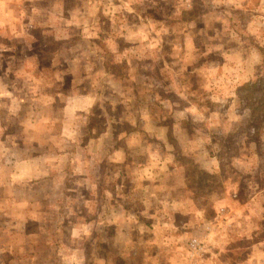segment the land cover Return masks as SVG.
Listing matches in <instances>:
<instances>
[{"label": "rangeland", "instance_id": "obj_1", "mask_svg": "<svg viewBox=\"0 0 264 264\" xmlns=\"http://www.w3.org/2000/svg\"><path fill=\"white\" fill-rule=\"evenodd\" d=\"M256 8L244 13L225 0H0V118L10 116L0 135V244L16 248L21 222L43 207L18 205L23 178L28 193L34 174L54 171V222L100 223L102 254L117 264L109 242L117 206L139 202L120 195L150 191L141 178L161 177L172 164L202 211L181 263L264 264V0ZM71 88L88 94L70 97ZM103 129L104 155L92 146ZM129 129L131 140L119 144L152 148L125 152L137 170L111 161L115 131ZM23 161L31 171L21 170ZM126 174L137 182L121 181ZM154 203L155 213L136 220L161 225L166 214ZM10 245L0 246L2 263ZM75 252L60 264H81Z\"/></svg>", "mask_w": 264, "mask_h": 264}, {"label": "crops", "instance_id": "obj_2", "mask_svg": "<svg viewBox=\"0 0 264 264\" xmlns=\"http://www.w3.org/2000/svg\"><path fill=\"white\" fill-rule=\"evenodd\" d=\"M225 1L228 5L240 6L244 13H250L251 10H255V13H257L256 6L258 0L253 3L249 2L250 0H243V2L239 1L236 3L234 0ZM87 94L88 93L83 94V92L76 94L71 93L70 97H82ZM41 97L40 94L35 93V96H33L32 99L33 103L37 102L40 107H42V104L39 103L38 100L41 99ZM57 97L58 95H56L53 100H56ZM51 104L52 103L49 105ZM22 116L23 115H19L18 117L22 119ZM25 117L23 119H25ZM9 118L10 116L3 119L0 118V135L3 130L1 125L2 121H7ZM149 121L153 124L155 120L151 117L149 118ZM18 124L21 125V123ZM19 128L21 129V126H19ZM129 130L130 132L128 134L127 132L117 133V131H115V142L110 146V148H112L110 153L112 158L111 161L113 163L112 165L115 167L122 164L123 167L135 166V170H137L141 168L140 162L137 163L133 162L131 159H127L125 152L131 150L151 151L152 148L142 144H134L133 142H126L124 145L119 144L117 140L124 139V136L127 138H125V141L131 140L133 132L132 129ZM23 133L24 132L21 131L20 135H23ZM37 134L40 135L38 132ZM105 137L106 133L105 129H103L101 137L97 139V145H92L93 147H96L98 151L101 147L103 155L106 146L105 144L100 143V141ZM22 139L24 140V138ZM25 144L26 142L24 145ZM35 147L42 150L41 144H36ZM55 147L56 145L52 144L48 149L45 148L44 150L52 152L56 149ZM89 147H91L90 144H87L85 149ZM19 163L21 164V170L26 169V171H31L30 166L27 167L26 161H23V164L21 162ZM165 169L167 171H164V174H161V177H159V174L158 176L155 175L154 178V176L150 174L141 178L145 182H148L146 184L150 185V191L147 188L144 192L141 191L140 188L138 190L128 189L127 193L120 195L124 201H133V198L137 197L139 198V202H132L135 204L134 206L132 204H129L128 207L122 205V209H119L117 206L118 216L114 219L115 223H113L115 227V237H112V239L109 240L112 245L117 246V255H113V257H116L117 259V264H182L181 261L184 259L186 253L187 238L189 235L191 236V234H196V230H191V227L200 223L202 211L196 210L192 202L187 199V191H185V186L181 181V177L174 174V166L169 164ZM134 175L135 174H126L120 176V180L127 179L132 181ZM33 179L32 184L34 190L31 192H26L27 179L23 178L22 183L24 184L18 185V205L20 207H25V203H39L43 205L44 208H33L30 221L27 223L26 220L21 222L24 226V230L19 233L21 238L18 240L16 248L12 246V243H10L11 245L9 243L0 244V246L10 245V247H8L10 251L8 252L11 255L8 256L9 258L7 262L2 263L0 261V264H14L16 259H18L20 263L23 262V260H37L35 261L36 264H60V258L67 256L69 252L72 253V250L75 249L76 258L77 260L81 259V264H112L109 262L111 260V258L108 257L109 254H102L105 252L104 245L106 239L100 234V223L97 222L91 225L81 219L79 222L60 226L54 222L56 214L55 208L57 207V204L56 201H53L55 199L52 200V189L53 184L57 179L56 173L53 171L48 176L47 174L42 176L34 174ZM132 182H137V179ZM158 191H161V199L156 198L158 197L156 195H159L157 194ZM149 193L154 195V199L148 198ZM117 195H119V193ZM8 199L9 198L4 202H8ZM48 199L50 200V208L47 209L45 207V202ZM156 199L161 200L162 212L166 214V217L163 218V221L161 222L162 224L154 226L149 222L137 221L136 218H138V216L145 217V215L155 213V211L158 210L160 206H154L156 205L154 203ZM151 200H153V203ZM136 206L138 208H135ZM5 211V208H0L1 215H5ZM22 212L25 213V210L23 209ZM103 213H105V211ZM189 213L191 215L190 217L188 216ZM101 226L105 227V224H101ZM58 227H63L65 229L62 230ZM67 229H69V231H67V239L64 240L63 236ZM90 229L96 230L97 234L87 232ZM74 230H76V240L71 238V231ZM185 230H191V233L188 234ZM13 231L15 230H11L10 232L13 233ZM39 235L41 236V240L38 239ZM90 236H93V238ZM144 236L146 237L144 238ZM43 249L47 251L45 255L43 254Z\"/></svg>", "mask_w": 264, "mask_h": 264}, {"label": "trees", "instance_id": "obj_3", "mask_svg": "<svg viewBox=\"0 0 264 264\" xmlns=\"http://www.w3.org/2000/svg\"><path fill=\"white\" fill-rule=\"evenodd\" d=\"M45 88H46V90H45V91H50V88H48V86H45ZM53 91H54V90H53ZM73 91H74V90L71 88V91H70V93H69V94H71ZM53 93H55V94H54V97H53V98H55V97H56V94H57V93H59V92H58V91H56V92H53ZM263 105H264V104H263ZM263 107H264V106H263ZM263 107H262V108H263ZM262 108H261V109H262Z\"/></svg>", "mask_w": 264, "mask_h": 264}, {"label": "built area", "instance_id": "obj_4", "mask_svg": "<svg viewBox=\"0 0 264 264\" xmlns=\"http://www.w3.org/2000/svg\"><path fill=\"white\" fill-rule=\"evenodd\" d=\"M192 247H194L193 243L190 244Z\"/></svg>", "mask_w": 264, "mask_h": 264}]
</instances>
